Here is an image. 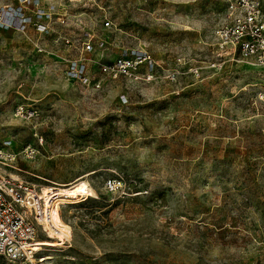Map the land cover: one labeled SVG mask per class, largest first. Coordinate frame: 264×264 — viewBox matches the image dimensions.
<instances>
[{"label": "rangeland", "instance_id": "1", "mask_svg": "<svg viewBox=\"0 0 264 264\" xmlns=\"http://www.w3.org/2000/svg\"><path fill=\"white\" fill-rule=\"evenodd\" d=\"M223 7L42 0L24 8L26 28H0V149L20 177L62 194L59 237L40 238L62 246L0 264H264L260 74L214 46ZM38 8L53 12L43 32ZM89 40L99 88L67 73ZM120 57L133 73L99 74Z\"/></svg>", "mask_w": 264, "mask_h": 264}, {"label": "built area", "instance_id": "2", "mask_svg": "<svg viewBox=\"0 0 264 264\" xmlns=\"http://www.w3.org/2000/svg\"><path fill=\"white\" fill-rule=\"evenodd\" d=\"M224 7L220 11L218 24L213 31V43L221 57L256 67L260 77L256 85L253 104L264 111V9L261 0H222ZM42 0H20L21 6H7L0 11V28H26L31 17L24 10L30 5L40 6ZM37 30L46 31L47 18L53 12L38 8ZM110 24V22H106ZM104 43L101 42V46ZM94 50L89 40L84 44V55L72 60L68 65V77L84 84H93L99 88L101 79L90 72L86 62ZM133 55H137L136 53ZM99 74L108 78H117L121 73H133L136 63L124 57L113 63H98ZM19 108V112H23ZM32 111L31 116H37ZM16 155L0 149V255L9 261H32L35 246L41 243V236L47 235L50 226L51 209L61 197L58 186L42 188L16 174Z\"/></svg>", "mask_w": 264, "mask_h": 264}, {"label": "bare ground", "instance_id": "3", "mask_svg": "<svg viewBox=\"0 0 264 264\" xmlns=\"http://www.w3.org/2000/svg\"><path fill=\"white\" fill-rule=\"evenodd\" d=\"M53 207V206H52ZM50 226L49 228H51L50 230L53 231L52 233L59 237V232L56 231V225H55V222H54V218H53V213L50 215ZM41 246H53V247H58V246H62L61 244V241H58V240H42L41 243H37L36 246H35V250L38 252V251H41L43 250V247ZM50 258V256H45L42 260L39 259L38 262H42V261H45L46 259Z\"/></svg>", "mask_w": 264, "mask_h": 264}]
</instances>
